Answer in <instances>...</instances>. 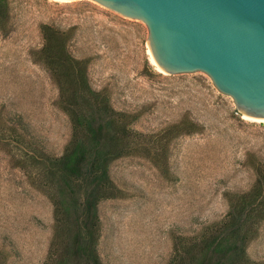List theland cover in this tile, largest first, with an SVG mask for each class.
Wrapping results in <instances>:
<instances>
[{
    "label": "rangeland",
    "instance_id": "374dc122",
    "mask_svg": "<svg viewBox=\"0 0 264 264\" xmlns=\"http://www.w3.org/2000/svg\"><path fill=\"white\" fill-rule=\"evenodd\" d=\"M10 3L12 30L0 33V115L27 129L38 150L63 152L69 117L55 103L59 87L29 49L43 44L41 24L72 32L69 49L94 55L90 83L107 87L116 109L136 112L141 138L137 153L109 167L124 196L98 204L99 256L104 264H168L175 241H192L226 216L225 191L249 189L257 169L264 171V121L244 118L203 71H159L141 20L93 0ZM25 147L0 144V264L49 261L53 205L17 160ZM247 254L264 264V220Z\"/></svg>",
    "mask_w": 264,
    "mask_h": 264
},
{
    "label": "trees",
    "instance_id": "16d2710c",
    "mask_svg": "<svg viewBox=\"0 0 264 264\" xmlns=\"http://www.w3.org/2000/svg\"><path fill=\"white\" fill-rule=\"evenodd\" d=\"M12 26L10 0H0V33H8ZM40 28L43 44L30 48L29 57L59 87L55 103L69 117V142L60 155L38 150L27 129L24 133L0 115V144H25V155L17 160L30 169L31 183L52 202L51 248L45 264H104L97 251L101 233L97 208L103 200L124 196L109 167L138 152L140 132L133 127L138 115L116 109L107 87L92 86L88 67L94 55L69 49L72 32L47 23ZM257 172L249 189L225 191L230 209L224 218L203 226L192 241L174 242L168 264H260L247 254L264 220V171Z\"/></svg>",
    "mask_w": 264,
    "mask_h": 264
},
{
    "label": "water",
    "instance_id": "95a60500",
    "mask_svg": "<svg viewBox=\"0 0 264 264\" xmlns=\"http://www.w3.org/2000/svg\"><path fill=\"white\" fill-rule=\"evenodd\" d=\"M147 27L164 73L203 71L237 110L264 118V0H93Z\"/></svg>",
    "mask_w": 264,
    "mask_h": 264
},
{
    "label": "bare ground",
    "instance_id": "6f19581e",
    "mask_svg": "<svg viewBox=\"0 0 264 264\" xmlns=\"http://www.w3.org/2000/svg\"><path fill=\"white\" fill-rule=\"evenodd\" d=\"M56 1H70V0H56ZM151 60L152 62L156 65V68L159 70V71H162L158 68L157 64H156V61L154 59V56L152 55L151 57ZM163 72V71H162ZM243 117L246 118V119H250V120H255V121H264V118H255V117H250L248 115H245L243 114Z\"/></svg>",
    "mask_w": 264,
    "mask_h": 264
}]
</instances>
